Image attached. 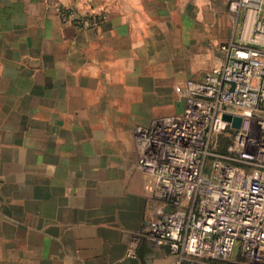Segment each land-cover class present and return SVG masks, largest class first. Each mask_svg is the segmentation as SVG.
Segmentation results:
<instances>
[{
  "label": "crops",
  "instance_id": "obj_1",
  "mask_svg": "<svg viewBox=\"0 0 264 264\" xmlns=\"http://www.w3.org/2000/svg\"><path fill=\"white\" fill-rule=\"evenodd\" d=\"M230 1L0 0V264L173 261L143 235L126 254L165 209L135 128L178 115L179 91L225 62L223 45H254Z\"/></svg>",
  "mask_w": 264,
  "mask_h": 264
},
{
  "label": "built area",
  "instance_id": "obj_2",
  "mask_svg": "<svg viewBox=\"0 0 264 264\" xmlns=\"http://www.w3.org/2000/svg\"><path fill=\"white\" fill-rule=\"evenodd\" d=\"M263 8L264 0L230 1L233 16L245 12L254 45H223L225 62L179 91L184 108L178 115L135 128L138 166L155 183L154 203L165 209L144 233L131 235L127 257L136 256L143 235L168 247L170 264L228 263L237 245L233 264H264ZM59 12L80 28L100 23L94 15L70 20ZM224 115L240 117V127L232 128Z\"/></svg>",
  "mask_w": 264,
  "mask_h": 264
},
{
  "label": "water",
  "instance_id": "obj_3",
  "mask_svg": "<svg viewBox=\"0 0 264 264\" xmlns=\"http://www.w3.org/2000/svg\"><path fill=\"white\" fill-rule=\"evenodd\" d=\"M223 120L226 122H231L232 128L238 129L241 125V118L240 117H231L229 115H224Z\"/></svg>",
  "mask_w": 264,
  "mask_h": 264
},
{
  "label": "rangeland",
  "instance_id": "obj_4",
  "mask_svg": "<svg viewBox=\"0 0 264 264\" xmlns=\"http://www.w3.org/2000/svg\"><path fill=\"white\" fill-rule=\"evenodd\" d=\"M262 17H263V13H262ZM238 256H239V245H237L235 247V250H234V252L232 254V259L233 260H237L238 259Z\"/></svg>",
  "mask_w": 264,
  "mask_h": 264
},
{
  "label": "trees",
  "instance_id": "obj_5",
  "mask_svg": "<svg viewBox=\"0 0 264 264\" xmlns=\"http://www.w3.org/2000/svg\"><path fill=\"white\" fill-rule=\"evenodd\" d=\"M222 143H223V144H226V143H227V141H225L224 139H222Z\"/></svg>",
  "mask_w": 264,
  "mask_h": 264
}]
</instances>
